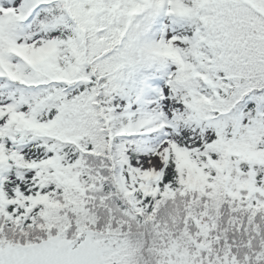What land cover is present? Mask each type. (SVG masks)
I'll use <instances>...</instances> for the list:
<instances>
[{"label": "snow or ice", "instance_id": "1", "mask_svg": "<svg viewBox=\"0 0 264 264\" xmlns=\"http://www.w3.org/2000/svg\"><path fill=\"white\" fill-rule=\"evenodd\" d=\"M0 264H264V0H0Z\"/></svg>", "mask_w": 264, "mask_h": 264}]
</instances>
